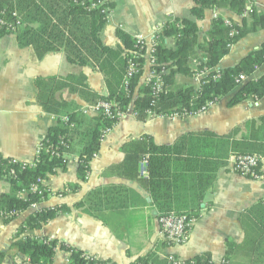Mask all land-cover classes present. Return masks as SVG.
<instances>
[{"label":"trees","instance_id":"16d2710c","mask_svg":"<svg viewBox=\"0 0 264 264\" xmlns=\"http://www.w3.org/2000/svg\"><path fill=\"white\" fill-rule=\"evenodd\" d=\"M98 1H101L99 7L93 8V3ZM247 1L193 0L195 21L173 20L164 26L154 41L151 55L156 65L152 70L160 76L162 90L155 93L151 84L146 83L139 90L140 96L134 99L149 51L140 38L132 37L121 28L115 30L119 40L117 46L110 47L104 43L103 32L114 9L109 0H0V37L14 34L18 46L32 48L38 59L50 53H64L69 64L100 72L107 94L91 93L84 81L81 83L83 95L89 103L106 101L113 107L110 117L90 118L77 106L73 108L72 103L56 99V93L65 87L63 82L57 78L36 80L38 101L46 112L55 116L56 124L40 143L32 163L0 156V183L9 185V191L0 196V217L5 223H10L33 205L39 206L47 201L50 192L41 185L57 171L65 170L68 156L76 150L79 151L78 176L84 182L105 135L120 122L116 113L126 114L132 103L137 118L145 121L150 114L169 118L195 116L233 92L229 107L263 99L264 74L256 80L251 76L264 65V43L236 66L216 70L239 40L264 29V14L257 13L254 7L248 11ZM220 8H228L242 17L248 13L246 16L251 20L249 23L245 20L239 26L217 17L210 31L201 37L196 21L205 17L206 10ZM233 30L236 34L231 36ZM168 38L175 40L174 49L166 45ZM131 66L135 67L134 71H131ZM202 73L206 76L199 89L177 87V77L195 78ZM129 74L131 76L127 79ZM240 75L249 78L242 85L237 83ZM72 91L76 92V89ZM247 155L264 158V116L245 122L228 137L187 134L175 146L157 145L148 139L146 153L137 154L135 159L137 163H147L146 185L157 218L177 214L196 219L218 172L227 166L232 156L235 159ZM77 188L75 186L73 190ZM105 189L89 193L75 208L87 213V204H96L100 211L119 202L126 203V190ZM69 212L70 209L63 206L36 210L19 227L11 251L25 257L28 264H53L59 248L69 254L68 264H111L58 240L22 236L28 231L40 230L59 215ZM247 213L264 231V199ZM233 248V245H228V255ZM4 257V254L0 255V258ZM173 258L176 257L161 258L154 250L132 264H214L209 255L180 262L173 261Z\"/></svg>","mask_w":264,"mask_h":264},{"label":"crops","instance_id":"0c3cea01","mask_svg":"<svg viewBox=\"0 0 264 264\" xmlns=\"http://www.w3.org/2000/svg\"><path fill=\"white\" fill-rule=\"evenodd\" d=\"M109 1L114 4V9L108 17L103 41L110 47L119 44L115 35L117 28L132 37L144 39L147 48L151 49L157 29H163L173 20L195 21L193 0ZM253 7L257 13L264 14V0H255ZM217 17L239 26L245 20L248 23L251 20L249 16H238L228 8L206 10L205 17L196 21L201 37L210 31ZM165 43L168 48H175L174 39L168 38ZM263 43L264 29L246 35L231 47L216 70L236 66ZM150 74V57L147 54L134 99L140 96L139 90L147 83ZM263 74L264 65L251 79L256 80ZM205 76L206 73L195 78L179 76L177 87L190 86L197 90ZM51 78H57L65 85L60 93H56V99L72 103L73 108L77 106L83 110L95 105L83 95L81 83L84 81L91 93L107 94L100 72L89 67L71 66L64 53H50L38 59L32 48L18 46L14 34L0 37V156L21 162L34 161L40 143L56 124L55 116L46 112L38 101L36 80ZM71 89H76V92L72 93ZM234 94H229L199 115L169 118L151 114L145 121L135 116L132 103L118 125L105 135L100 152L90 164L87 180L79 179V151L76 150L68 156L66 169L57 171L43 183L50 192L46 202L8 224L0 218V255H5L0 258V264H28L25 257L11 251L18 229L36 210L56 206L67 207L70 212L59 215L40 230L28 231L22 236L58 240L111 264H132L154 250L161 258L174 256L180 261L209 255L214 264H264V231L247 213L264 199V181H254L235 173L232 156L227 166L218 172L202 210L193 219L189 240L181 246H174L161 234L157 212L146 185L147 174H144L142 162L137 163L135 159L137 154L146 153L148 139L157 145L175 146L187 134L228 137L245 122L264 116V98L256 103L246 101L229 107ZM86 115L90 118L99 116L92 109ZM75 186L78 188L73 190ZM105 188L126 190V203L119 202L100 211L96 204H87V213L75 208L86 195ZM8 191L9 185L0 183V196ZM228 245L234 246L230 255L227 253ZM68 262L69 254L59 248L53 264Z\"/></svg>","mask_w":264,"mask_h":264},{"label":"built area","instance_id":"2783aa9c","mask_svg":"<svg viewBox=\"0 0 264 264\" xmlns=\"http://www.w3.org/2000/svg\"><path fill=\"white\" fill-rule=\"evenodd\" d=\"M105 1V0H103ZM107 1V0H106ZM248 11H252V8L255 4V0H248ZM101 3V1H98L97 3H93L92 7L97 8L98 5ZM248 15V13H246ZM162 29H157V31L153 34V40H152V46L151 49H148L149 53L148 56L150 57V65H151V74L149 78L147 79V83L151 84L153 90L155 93H159L163 88V83L160 79V76L156 71L152 70V67L155 66V62L152 59V48L154 47V41L157 38V34H161ZM236 31L233 30L231 33V36L235 35ZM144 43L145 40L140 38ZM146 45V43H145ZM135 67L131 66V71H134ZM131 76H127V79ZM249 78L245 75H240L237 79L238 85H242L244 82H246ZM211 106V105H210ZM209 106V107H210ZM208 107V108H209ZM92 109V111H95L100 115H104L106 117H110L113 115V107L111 103L106 101H99L97 104L93 105L92 107H88ZM207 108V109H208ZM90 109H85L83 112L86 114L89 112ZM207 109H203L205 112ZM202 112V113H203ZM201 114V113H200ZM117 116H119L120 120L123 118L125 114L122 113H116ZM151 115V114H150ZM136 116V114H135ZM177 116H174L172 118H175ZM39 149V148H38ZM38 151V150H37ZM37 154V153H36ZM36 157V155H35ZM146 163V162H143ZM264 158L258 155H247V156H238L233 161L232 170L239 174L240 176L251 179L254 181H264V168H263ZM147 165V163H146ZM87 180V178H86ZM41 188L46 189L43 184L41 185ZM33 191L36 192L37 188L34 187ZM42 192L40 191V194ZM38 205H33L32 208H37ZM194 220L188 218L185 215H177V214H169L165 216H160L158 218V224L160 227V231L166 242H168L170 245L174 246H181L185 244L189 240V232L191 229V226L193 224ZM175 262H180L179 259L173 258L172 259Z\"/></svg>","mask_w":264,"mask_h":264},{"label":"rangeland","instance_id":"374dc122","mask_svg":"<svg viewBox=\"0 0 264 264\" xmlns=\"http://www.w3.org/2000/svg\"><path fill=\"white\" fill-rule=\"evenodd\" d=\"M109 17V16H108ZM72 66V65H71ZM74 67V66H73ZM76 67V66H75ZM86 108H84L82 111H84ZM88 109V108H87ZM199 115V114H198ZM32 163V162H31ZM142 169L144 170V174L147 173L146 169H147V165L146 163H141ZM44 186V185H43ZM45 187V186H44ZM46 188V187H45ZM2 218V217H0Z\"/></svg>","mask_w":264,"mask_h":264}]
</instances>
